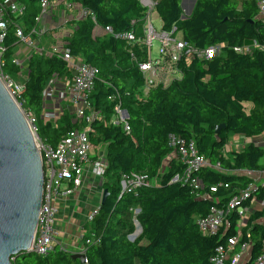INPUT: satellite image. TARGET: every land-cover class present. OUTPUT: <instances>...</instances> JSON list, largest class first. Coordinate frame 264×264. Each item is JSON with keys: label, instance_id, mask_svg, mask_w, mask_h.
I'll use <instances>...</instances> for the list:
<instances>
[{"label": "trees", "instance_id": "trees-1", "mask_svg": "<svg viewBox=\"0 0 264 264\" xmlns=\"http://www.w3.org/2000/svg\"><path fill=\"white\" fill-rule=\"evenodd\" d=\"M15 1L23 5L24 12L10 19L5 40V67L13 78L22 71L11 64L16 46L14 25L28 34L40 13L39 0ZM69 1L88 12L85 18L69 24L71 29L61 42L62 49L98 71L89 97L91 111L97 116L88 125V137L95 150L102 148L105 152L101 186L107 190V197L99 205L98 214L83 228L86 263L54 246L45 257L19 255L12 264H212L215 249L236 236L239 216L233 212L228 217L229 226L213 236H203L196 219L208 215L211 208L226 205L253 182L238 172H264L261 146L251 142L239 151L225 150L234 136L264 138V55H238L225 49L209 61L180 62V79L166 87L152 88L144 101L138 102L136 96L143 79L131 53L139 57L144 54L125 40L95 33V26L109 27L113 34L129 32L132 21L138 23L144 17L138 0ZM180 3L181 0H158L154 11L161 29L175 27L188 45L202 49L217 44L234 47L252 40L264 42V26L257 20L254 0L239 9L231 0H196L191 14L184 19ZM25 71L18 101L37 117L38 136L43 142L55 146L66 134L85 128L86 124L74 119L68 109L63 110L55 127L42 118L41 93L47 81L67 74L60 59L31 54ZM113 95L118 96L127 112L129 135L111 123L116 101L109 98ZM169 134L192 141L211 166L219 165V170L205 167L195 174L201 183L198 191L188 184L171 183L181 172L177 162L172 161L158 174L170 152ZM130 172L156 178L157 185L120 195L121 175ZM211 188L216 192L212 193ZM257 200L262 203L261 210L245 219L235 246L238 250L244 242L250 245L242 264H252L262 253L264 190L259 191ZM242 206L249 207V201ZM134 221L141 233L130 240Z\"/></svg>", "mask_w": 264, "mask_h": 264}, {"label": "built area", "instance_id": "built-area-1", "mask_svg": "<svg viewBox=\"0 0 264 264\" xmlns=\"http://www.w3.org/2000/svg\"><path fill=\"white\" fill-rule=\"evenodd\" d=\"M236 3L238 9L245 2L253 0H231ZM258 9L257 20L264 26V0H254ZM158 0H138L139 5L144 10V17L141 21L142 32L136 33L137 25L140 22L132 21V29L124 34H113L109 27L100 28L103 33L111 35L114 39L125 40L138 48L140 54L131 53V60L138 68L143 79V85L139 95L136 96L138 102H143L149 91L157 86L166 87L173 80L180 79L181 71L179 63H190L192 61H209L219 56L225 49L231 50L238 55H251L254 52H260L264 55V42L248 41L242 45L229 47L226 44H217L202 49H197L185 43L180 34L172 27L169 31H156L150 20V14L154 11ZM53 3V2H52ZM50 0H39L38 7L40 13L35 20V26L26 34L23 29L14 25V38L16 46L23 44L31 49L30 54L56 56L60 59L66 69L67 74L49 79L41 93L43 100L42 118L49 122L52 127L56 126L58 118L62 115L64 109H68L74 119L86 124L85 128L74 131L62 137L55 146L43 142L38 136L37 117L30 111L22 108L18 98L23 90V82L20 83L22 72L18 73L16 78L11 77L6 71V53L7 47V29L12 17H21L24 7L15 0H0V82L8 94L16 101L21 112L34 136L37 150L39 151L43 169V195L39 210L37 228L32 246L29 253L37 257H45L54 248L57 238L55 229V219L57 215V200L63 196L70 195L74 189L81 185L83 172L90 168L92 174L101 180L104 175L106 163L104 161V149L95 150L88 137V125L97 116L91 111L90 94L93 90L98 71L85 63L80 57L71 55L66 50L59 52L55 47L45 49L39 46V39L47 33L41 27L40 21L42 15L49 9ZM63 4L67 10L79 9V18H85L88 12L82 9L78 4L69 0H64ZM94 21L93 16H91ZM153 42L158 43L155 55H153ZM15 46V47H16ZM26 59V60H27ZM11 64L21 69L22 65L15 56L11 59ZM57 98L65 99L61 108L55 109ZM116 101L113 105V118L111 123L115 126H121L126 135L130 134L127 112L122 108L121 101L117 95L109 98ZM118 100V101H117ZM46 109H53L46 111ZM255 143L264 150V138L246 139L238 136L230 138L225 146L226 151L242 150L249 143ZM167 143L170 152L164 158L158 174L165 171L167 165L172 161L177 162L181 167V172L176 174L171 183L178 182L188 184L193 190L198 191L201 183L197 174L202 168L210 167L219 170V165L211 166L203 155H200L192 141L169 134ZM240 175H246L253 179V182L243 191L234 195L220 208H211L208 215L197 218L195 223L199 232L203 236L216 235L220 228L228 227V217L236 212L239 220L236 222V236L229 238L225 245L218 246L210 259L212 264H242L247 255L250 245L246 242L239 245L238 250L235 246L239 243L241 237V228L243 216L253 204H256L261 210L262 203L257 200V194L264 190V172L240 171ZM120 195L124 193L135 192L138 189L152 187L157 185L156 178H149L146 175H140L134 172L122 174L120 178ZM212 193L216 192L211 188ZM204 196H201L203 198ZM249 201V207H243L242 204ZM99 206L92 209L86 216V223H89L98 214ZM138 213V211H134ZM253 212V210H251ZM82 240V237H81ZM84 254V249L79 252ZM86 263V259L84 261ZM252 264H264V241L262 243V253Z\"/></svg>", "mask_w": 264, "mask_h": 264}, {"label": "water", "instance_id": "water-1", "mask_svg": "<svg viewBox=\"0 0 264 264\" xmlns=\"http://www.w3.org/2000/svg\"><path fill=\"white\" fill-rule=\"evenodd\" d=\"M195 2L181 0L183 19L191 14ZM42 195L43 169L34 136L16 101L0 82V264H12L15 257L30 254ZM106 197L103 189L99 205ZM134 226L130 240L141 233L137 221ZM71 258L84 263L86 256L75 253Z\"/></svg>", "mask_w": 264, "mask_h": 264}, {"label": "crops", "instance_id": "crops-1", "mask_svg": "<svg viewBox=\"0 0 264 264\" xmlns=\"http://www.w3.org/2000/svg\"><path fill=\"white\" fill-rule=\"evenodd\" d=\"M64 0H59V2L53 0V5L51 7L58 11L60 10L64 23L62 26L51 29L47 33L53 34L60 30L62 33L59 35L61 39L70 31L71 26L69 25L72 21H76L79 18V9L77 10H67L63 4ZM96 29L95 28V33ZM101 30V29H100ZM98 35L103 34L96 33ZM42 38L39 39V46H42ZM244 137H242L243 139ZM102 183L101 180L92 174L91 169L87 168L81 177V185L74 189L70 195L63 196L57 200V215L55 219V229L57 231V238L54 246H57L61 251L69 253L70 255L79 253L84 249L81 237L84 235V226L86 224L87 214L99 206L102 194ZM258 209L256 204L251 206V210ZM249 213L252 212H248ZM264 220V219H263ZM261 220V221H263ZM262 223V222H261Z\"/></svg>", "mask_w": 264, "mask_h": 264}, {"label": "rangeland", "instance_id": "rangeland-1", "mask_svg": "<svg viewBox=\"0 0 264 264\" xmlns=\"http://www.w3.org/2000/svg\"><path fill=\"white\" fill-rule=\"evenodd\" d=\"M54 1H56V2L58 1L59 2V0H54ZM52 2H53V0H50V3H52ZM75 10H77V9H75ZM182 12H184V10H182ZM150 20L152 22V25H153L154 29L156 31H160V29H161V21H160L157 13L155 11H153L150 14ZM64 21L65 20L63 18V15H62L61 11L60 10L55 11L50 6L49 9L42 15L39 25L41 27H43L45 30L49 31L51 29L54 30V29L62 26ZM142 26L143 25H142L141 22L137 25L136 33L139 36H140V34L142 32ZM98 32L101 33V30L100 29H96V33H98ZM62 33H64V32H61L60 30H58L56 32H53V34L45 33L41 37L42 38L41 39L42 40V46L45 49H49L51 47H55L59 52H61L63 49H62L61 39H59V35H61ZM157 47H158V43L157 42H153V48H152L153 55H155ZM13 51L15 53V56L21 62V65H22L21 69L23 71V76H25L26 75V71H25L26 59H27V55L30 54L31 49L29 47L23 45V44H18L16 47H14ZM22 82H23V79L20 80V83H22ZM64 102H65V99L57 98V104L55 106V109L61 108L62 105L64 104ZM247 108H249V104H247ZM45 110L46 111H52L53 109H51V108L46 109L45 108ZM247 211L251 212V209H248ZM247 217H248V214H247V212H245V215L243 216V220H244L243 224H245V219ZM261 222H262L261 224H263L264 220L261 221Z\"/></svg>", "mask_w": 264, "mask_h": 264}]
</instances>
